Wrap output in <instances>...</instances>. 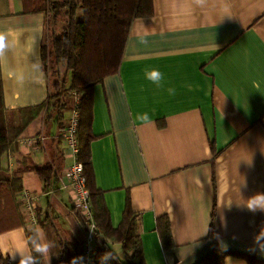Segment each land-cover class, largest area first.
I'll return each instance as SVG.
<instances>
[{
    "label": "crops",
    "instance_id": "crops-1",
    "mask_svg": "<svg viewBox=\"0 0 264 264\" xmlns=\"http://www.w3.org/2000/svg\"><path fill=\"white\" fill-rule=\"evenodd\" d=\"M153 1L154 14L132 23L119 73L93 93L91 158L110 224L121 225L129 200L141 216L146 264H181L210 241L212 229V241L254 246L264 211L245 203L264 194V0ZM49 29L45 14L24 13L23 0H0V33L11 45L0 57L9 127L52 91L42 60ZM153 68L164 75L161 88L145 78ZM144 114L147 121L137 118ZM63 118L40 114L3 156L10 177L24 160L49 164L56 175L48 183L31 171L22 175V190L39 199L35 223L24 215L26 226L0 232V253L11 264L32 256L27 233L47 249L37 264H61L60 243L85 240L72 193L61 189L73 162L60 138L71 112ZM6 208L15 213L0 193V212ZM158 218L168 219L171 248L161 243ZM107 247L124 260L120 243ZM224 264L249 262L231 254Z\"/></svg>",
    "mask_w": 264,
    "mask_h": 264
},
{
    "label": "trees",
    "instance_id": "trees-1",
    "mask_svg": "<svg viewBox=\"0 0 264 264\" xmlns=\"http://www.w3.org/2000/svg\"><path fill=\"white\" fill-rule=\"evenodd\" d=\"M23 2L24 13H43L48 18L53 16L55 19L63 15L66 24L62 34L59 36L53 34L48 44L42 47L44 70L51 80L52 91L47 100L40 105L21 109L20 123L15 127H9L7 123L0 69V193L1 200L5 198L6 205L13 203L17 214L8 226L0 228V232L19 224L26 226L25 214L19 212L22 203L17 200L22 191L24 173L34 172L46 183L56 181L55 171L51 165L29 164L26 160L22 161L13 177L8 176L2 168L4 154L40 114L45 113L48 118L54 114L61 121L65 112L73 110L70 102L77 97L79 104V123L76 132L79 149L77 161L83 166V176L90 191L94 218L101 234L98 240H103L96 247L93 264H100V258L105 253L111 258L104 264H146L141 240V216L131 209L127 200L121 225L117 229L112 228L104 202V192L98 189L95 183L90 144L96 138L92 133L94 88L106 77L119 73L132 23L138 18L151 17L154 14V1L23 0ZM80 9L83 15L81 20L78 19ZM62 67L65 68V74L61 72ZM214 215L215 213L213 220ZM157 231L163 247L165 249L173 247L167 218H158ZM27 236L32 256L39 263L42 256L36 251L39 247L38 241L31 233H27ZM212 236L213 229L210 240ZM107 242L122 245L124 260H120L108 249ZM60 250L61 264L64 262L73 264L74 258H77L75 264H84L83 244L76 241L61 242ZM231 254L244 257L249 264H264L253 257L238 253H217L200 264H224V257ZM0 264L11 262L0 253Z\"/></svg>",
    "mask_w": 264,
    "mask_h": 264
},
{
    "label": "built area",
    "instance_id": "built-area-1",
    "mask_svg": "<svg viewBox=\"0 0 264 264\" xmlns=\"http://www.w3.org/2000/svg\"><path fill=\"white\" fill-rule=\"evenodd\" d=\"M78 106V99L76 97L73 110L71 111V118L60 134V138L64 142L66 150H68V155L71 156L73 160L66 171V180H61V189L72 193L74 210L80 214L85 229V240L83 242L84 264H93L95 250L99 241L98 237L100 238L101 234L94 218L90 191L87 188L83 176V166L77 161L79 152L78 139L76 136L77 125L79 123ZM28 143L32 144L31 141ZM18 199L22 203L21 208L28 221L35 223V205L39 196L33 194L31 191L22 190L19 193Z\"/></svg>",
    "mask_w": 264,
    "mask_h": 264
},
{
    "label": "water",
    "instance_id": "water-1",
    "mask_svg": "<svg viewBox=\"0 0 264 264\" xmlns=\"http://www.w3.org/2000/svg\"><path fill=\"white\" fill-rule=\"evenodd\" d=\"M217 253H238L264 263V227L258 243L254 246L243 244L232 238L218 242L210 240L204 243L199 251L183 260L181 264H200L206 258Z\"/></svg>",
    "mask_w": 264,
    "mask_h": 264
},
{
    "label": "clouds",
    "instance_id": "clouds-1",
    "mask_svg": "<svg viewBox=\"0 0 264 264\" xmlns=\"http://www.w3.org/2000/svg\"><path fill=\"white\" fill-rule=\"evenodd\" d=\"M11 45L8 43L7 36L3 33H0V57H3L8 50H10ZM14 75V74H13ZM145 78L156 85L157 88L163 87L162 81L164 79V75L162 72H160L158 69H150L145 71ZM167 91L169 94H174V89L168 88ZM138 119L142 121H147L149 118L147 114H144L143 116L137 117ZM245 207L250 211H264V194L258 193L246 200ZM36 251L38 253L43 254L47 251L45 247H37ZM111 258L109 254L105 253L100 258V264H104V262ZM77 258H74L73 264H75ZM19 264H37L35 257L31 255L21 256V259L19 261Z\"/></svg>",
    "mask_w": 264,
    "mask_h": 264
},
{
    "label": "rangeland",
    "instance_id": "rangeland-1",
    "mask_svg": "<svg viewBox=\"0 0 264 264\" xmlns=\"http://www.w3.org/2000/svg\"><path fill=\"white\" fill-rule=\"evenodd\" d=\"M82 17H83L82 10L80 9L78 12V19L81 20ZM65 24H66V21H65V17L63 15H59L56 19L53 16H50L48 18V25L50 28L49 30L51 31V36L53 35V33L58 35V36L60 34H62V31H63ZM50 62H51V59H50ZM61 72H62V74H65V68L64 67L61 68ZM69 78H70V75H69ZM7 210H5L4 212L3 211L0 212V227L8 226L10 224L11 218L12 217L14 218V215L16 216L13 209H11V212L7 211Z\"/></svg>",
    "mask_w": 264,
    "mask_h": 264
}]
</instances>
